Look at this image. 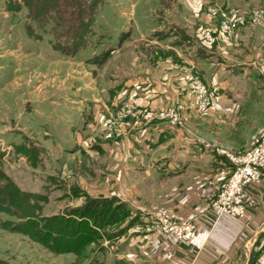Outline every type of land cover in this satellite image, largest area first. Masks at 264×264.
Listing matches in <instances>:
<instances>
[{"label":"rangeland","instance_id":"obj_1","mask_svg":"<svg viewBox=\"0 0 264 264\" xmlns=\"http://www.w3.org/2000/svg\"><path fill=\"white\" fill-rule=\"evenodd\" d=\"M7 1L0 0V206L30 210L42 219L90 215L94 224L100 222V233L112 234L91 243L93 264H123L119 257L126 252L117 249L121 238H131L137 230L150 232L158 214L206 230L199 249L167 235L198 254L212 226L197 228L194 216L181 217L175 208L186 191L207 196L206 190L213 183L223 185L229 174L216 170L152 183L139 168L122 176L118 160L127 149L123 123H138L141 117L160 120L188 139L233 153L255 145L264 132V0H103L92 34L71 55L52 49L51 34L42 33V40L38 34L28 36L24 26L33 21L27 6ZM63 13L65 18L78 14L71 8ZM238 17L241 23L235 22ZM226 19L233 26L220 35ZM37 23L33 28L39 33L42 25ZM55 41L66 43L65 36ZM111 45L100 57L99 51ZM191 47L229 58L215 77L224 80L225 93L239 99L215 101L218 94L208 75L203 80L195 70ZM196 78L211 97L208 105L197 100ZM218 103L230 110L218 109ZM113 196L134 209L125 219L109 222L104 199ZM215 196L213 192L207 201L220 216L211 205ZM7 220L15 218L0 211V264L88 261L77 254L76 236L83 226L76 229L56 218L39 231L36 225L10 228L1 223ZM55 234L59 242L50 240ZM97 243L103 249L96 250ZM167 264L181 263L169 259Z\"/></svg>","mask_w":264,"mask_h":264},{"label":"crops","instance_id":"obj_2","mask_svg":"<svg viewBox=\"0 0 264 264\" xmlns=\"http://www.w3.org/2000/svg\"><path fill=\"white\" fill-rule=\"evenodd\" d=\"M191 49L193 53L189 56L195 58L192 62H196L194 65L196 72L203 80L205 75H208L214 91L218 94L215 101L220 100L222 104L239 99L235 93H225L222 88L225 87L224 80L215 77L219 76L220 69L227 66L229 58L210 50H205L202 54L197 48ZM139 78L144 80L142 76ZM219 106L218 103L215 107L222 111L230 110V107H224V104L222 107ZM132 122H122L126 132L124 142L127 144V149L118 160L122 176L135 173L140 168L144 177L152 183H158L182 178L188 174H215L214 171L219 168L217 162L215 164L217 157L210 150L212 146L202 140L195 137L188 139L160 120L148 122L141 117L138 123ZM129 126L130 128H127ZM218 183H213L210 190H206L209 193L207 196L186 191V199L179 202L180 204L175 203L179 204L175 209L183 214L181 217L194 216L192 221L197 228L212 226L208 243L198 254L193 256L189 245L178 242L156 229L150 232L137 230L131 238L123 236L118 244L117 249L126 252L123 257H119L124 261L121 263L167 264L170 259L181 264H189L191 259L192 264H253L260 256L264 245V174L259 181L246 186L247 197L243 218L228 214L214 215L207 199L221 188L222 185ZM137 210L142 214L145 212L143 209ZM140 218L144 219L142 215Z\"/></svg>","mask_w":264,"mask_h":264},{"label":"trees","instance_id":"obj_3","mask_svg":"<svg viewBox=\"0 0 264 264\" xmlns=\"http://www.w3.org/2000/svg\"><path fill=\"white\" fill-rule=\"evenodd\" d=\"M20 1L19 4H21L22 6L23 4L27 6L28 16L33 21L24 26L25 27L24 29L28 33V36L36 37L34 36V34L35 35L38 34L39 36L36 37V39L38 38L39 40H42L43 39L42 33L51 34L53 38H50L48 40L49 45L52 47L54 51L62 55H71L76 51V49L80 48L81 46H84L83 45L84 39L88 34H92L91 24L93 23L95 14L98 11L97 9H99L98 6L103 5L104 3L103 0H36V2L32 3V7H30L31 4L29 2L33 0H20ZM9 8L14 10L15 7L9 6ZM68 8L73 9V12L77 10L78 14L75 15V17L71 16L70 18L68 17L65 18L63 12ZM47 13L53 14V17H49ZM48 20H52L53 24L49 25ZM35 22H38L37 24L42 25L40 26L41 29H39V33L33 28L34 25L33 23ZM70 30H72L73 32L72 34L69 33ZM66 33L69 34V37L68 35H66ZM125 33L126 31L123 30L120 31L119 34L124 35ZM63 36H65L66 43H63L60 46L56 43L55 39ZM112 47L114 46L111 45L109 47L101 49L99 51L100 57L106 54L109 48ZM210 150L212 151V154L214 153L215 157H217L215 164L217 162V166L219 168L227 164L226 159L220 154H218L214 147H211ZM219 168H217V170H219ZM0 175L3 177L1 171H0ZM104 202L106 207L105 210L108 212V217L112 216V219L110 218L109 222L125 219L131 213L132 210L131 207L126 202L118 200L116 196L104 199ZM98 207L99 209L97 211V216L100 215V210H101L100 209L101 206ZM0 211H4L13 218H15V220H7L1 222L10 228L12 227L19 228V226L26 227L27 225H33V226L36 225L38 227V230L41 231L45 227L47 221L48 223L49 222L51 223V221L56 218H59L66 223L72 224L73 226H75V228L77 226H83L84 227L83 232L78 233L76 236V246L79 248V253L77 254H79L82 257V259L88 258V261L87 262L83 261L79 264H93L92 259L95 248L91 243L94 242L95 238L98 237L99 239H101L102 236L104 235L109 238L112 237V234H108L104 232V230L102 231L104 235L100 233L99 232L100 222H98L99 225L94 224L90 215L85 213H80V214L75 213V215L70 213L65 215L60 214V215L50 216L46 219H42L38 217L37 213L35 212L34 213L30 212V210L17 212V210L14 207L12 209L11 206L6 209L0 206ZM71 211L75 212L73 210ZM40 219L44 222L42 225L40 223ZM107 222H108L107 220H104L102 223L105 224ZM94 225H96L97 228ZM60 231L63 230L61 229ZM99 233L101 234V236ZM56 239H57V234L53 235L50 240L51 241L54 240L55 242L60 241ZM95 245H96L95 247H97L96 250L103 249V247L100 246L99 243Z\"/></svg>","mask_w":264,"mask_h":264},{"label":"built area","instance_id":"obj_4","mask_svg":"<svg viewBox=\"0 0 264 264\" xmlns=\"http://www.w3.org/2000/svg\"><path fill=\"white\" fill-rule=\"evenodd\" d=\"M224 14H222V17ZM242 22L241 18H235V22ZM240 22V23H241ZM230 22L222 20L220 35L231 29ZM209 35L208 32H205ZM197 100L202 105H208L211 97L207 93L202 82L196 78ZM217 153L226 159L227 165L219 168L220 175L229 174L226 182L216 190V196L212 201V208L217 215L229 214L235 217H245L246 186L259 181L264 174V132L258 141L243 152L233 153L228 150L215 148ZM155 223L152 229H156L162 234L171 235L178 240H185L194 249H199L206 241L208 232L197 230L190 223H177L167 219L160 214L154 216ZM253 264H264V245L260 256Z\"/></svg>","mask_w":264,"mask_h":264}]
</instances>
